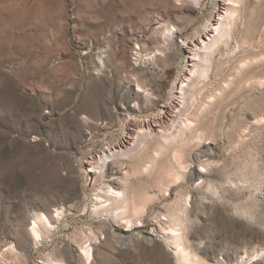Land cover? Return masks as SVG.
Listing matches in <instances>:
<instances>
[{
    "label": "rangeland",
    "instance_id": "374dc122",
    "mask_svg": "<svg viewBox=\"0 0 264 264\" xmlns=\"http://www.w3.org/2000/svg\"><path fill=\"white\" fill-rule=\"evenodd\" d=\"M237 1L232 50L195 91L209 131L186 146L185 173L165 156L149 174L112 162L91 178L92 160L123 141L126 115L156 117L171 101L184 44L218 0H0V264H176L164 240H134L121 219L95 213L103 182L126 192L123 218L138 220L135 199L145 206L137 231L180 224L200 264H264V0ZM244 168L262 190L238 184Z\"/></svg>",
    "mask_w": 264,
    "mask_h": 264
},
{
    "label": "bare ground",
    "instance_id": "6f19581e",
    "mask_svg": "<svg viewBox=\"0 0 264 264\" xmlns=\"http://www.w3.org/2000/svg\"><path fill=\"white\" fill-rule=\"evenodd\" d=\"M239 17L243 19V15L239 9V2L237 0H218V8L211 15V23L202 30L197 31L194 40L188 41L184 44L188 64L182 71L180 78H175L174 83H172L173 90L171 101L166 106L162 105L160 107V114L156 117L145 116L146 118H140L141 116L139 117L136 114L132 115L131 113L126 115L128 129L126 128L127 131L123 136V141L113 147L109 146L106 149L103 157H105L107 161L100 157L98 160H92L93 162H90L91 169L89 173L91 174V178H99V172L104 169L107 164L112 162H116L118 165L120 164L119 166L121 167L127 166L126 168L129 172L133 170V172L131 171L130 173L136 174L137 172H141L143 174H149L158 167L160 161L165 156L167 162H171L172 159H174L175 162L181 166L183 170L180 172L179 177L185 173L184 170L189 166L185 161L186 146L197 137L204 138L209 131H207L206 128L202 129L200 125V117L205 111H208V108L202 107L205 105V101H201L199 96L195 94V91L202 90V86L210 76V70L213 69V62L216 55H219L225 50H232L236 41L235 25L237 24V19ZM246 29L247 31L250 30V26ZM259 62L260 61L254 62L252 60L250 65ZM246 63L244 61L241 62L242 65L239 66L241 72H248L250 65ZM138 86L140 92L146 91V89H144L145 87H142L140 84ZM212 97L213 96H206V98L210 100V104H212ZM200 104L201 108H199ZM132 162H139L141 165L140 170L135 168L131 169L133 164L131 165L130 163ZM164 166L163 170L168 172ZM203 168L205 172L208 169L206 167ZM245 171L246 168L243 169V177L239 180L240 182L238 181V184L240 186H245V184L247 185V183H249V186H252L255 190H262V185L259 182H257L259 184H255L254 181L252 183V180L250 181V178L247 177L249 173L247 174ZM200 174L203 178L207 177L206 173L203 171H201ZM160 182L164 185L162 179ZM211 187L212 189H216L213 185ZM214 192L215 190L213 193ZM242 192L247 199L251 197V194L248 197V191ZM125 198L126 192L123 189L115 188L111 184L103 182L102 194L98 195V199H96L95 213L99 216L110 217L116 220L121 219V224H124L125 226L124 230L132 232L134 240L142 238L148 240H164L165 244L171 249H174L173 251H175L176 254V264H200L199 257L196 254L190 253L191 251H188L182 245L183 230L180 224L166 222L168 219L164 218L163 221L167 224H164L162 226L163 228L161 227L158 233H147L144 230L137 231V228L142 226V220L139 214L145 210V206H141L142 203H138V200L135 199L133 207L138 220L135 218H123L124 210L118 207L116 200ZM57 213L58 216H61L63 211L57 209ZM37 217L38 221L44 223L46 228L56 230L55 224H52V221L46 215L42 214ZM244 217L249 218L248 212H244ZM38 221H35L32 224V235L34 240L42 237ZM145 234H148L149 236H145ZM180 247L182 250L179 253L177 249ZM81 250L89 261L93 259L94 249L92 244L82 247ZM52 261H54L53 264H60L57 260L53 259Z\"/></svg>",
    "mask_w": 264,
    "mask_h": 264
},
{
    "label": "snow or ice",
    "instance_id": "6c2138e0",
    "mask_svg": "<svg viewBox=\"0 0 264 264\" xmlns=\"http://www.w3.org/2000/svg\"><path fill=\"white\" fill-rule=\"evenodd\" d=\"M177 2H179V0H177ZM193 2H194V4H195V0H193ZM196 6H198V5H196Z\"/></svg>",
    "mask_w": 264,
    "mask_h": 264
}]
</instances>
